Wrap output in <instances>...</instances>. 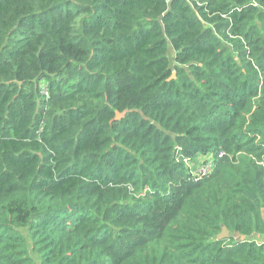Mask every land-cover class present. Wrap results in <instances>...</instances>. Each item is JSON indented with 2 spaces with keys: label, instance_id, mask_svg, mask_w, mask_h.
<instances>
[{
  "label": "trees",
  "instance_id": "obj_1",
  "mask_svg": "<svg viewBox=\"0 0 264 264\" xmlns=\"http://www.w3.org/2000/svg\"><path fill=\"white\" fill-rule=\"evenodd\" d=\"M201 1L0 0V264H264V0Z\"/></svg>",
  "mask_w": 264,
  "mask_h": 264
},
{
  "label": "built area",
  "instance_id": "obj_2",
  "mask_svg": "<svg viewBox=\"0 0 264 264\" xmlns=\"http://www.w3.org/2000/svg\"><path fill=\"white\" fill-rule=\"evenodd\" d=\"M196 2L198 5L202 4L199 3V0H191ZM224 157L223 152H219L217 156H205L200 161H198L196 164H194V168L190 171L191 175L194 177L195 180H199L201 178H204L205 176L209 175L213 168L216 160H219L220 158Z\"/></svg>",
  "mask_w": 264,
  "mask_h": 264
},
{
  "label": "water",
  "instance_id": "obj_3",
  "mask_svg": "<svg viewBox=\"0 0 264 264\" xmlns=\"http://www.w3.org/2000/svg\"><path fill=\"white\" fill-rule=\"evenodd\" d=\"M173 76H174V75H173ZM116 115H117V118L120 117V114H119V113H116ZM229 236H230V234H229V231L227 230V228H226V227H222L220 233L217 235V240L226 239V238H228ZM233 237H234V238H239L240 241H244V240H245V236H241V235H239L238 233H235V234L233 235Z\"/></svg>",
  "mask_w": 264,
  "mask_h": 264
},
{
  "label": "rangeland",
  "instance_id": "obj_4",
  "mask_svg": "<svg viewBox=\"0 0 264 264\" xmlns=\"http://www.w3.org/2000/svg\"><path fill=\"white\" fill-rule=\"evenodd\" d=\"M201 2H202V1L199 0V3H201ZM202 156H203V155H197V156H195L194 159L189 160V161L186 162V165H187L189 171H191V170L194 168V166H195L194 164H191V161L198 162V161L201 160Z\"/></svg>",
  "mask_w": 264,
  "mask_h": 264
},
{
  "label": "clouds",
  "instance_id": "obj_5",
  "mask_svg": "<svg viewBox=\"0 0 264 264\" xmlns=\"http://www.w3.org/2000/svg\"><path fill=\"white\" fill-rule=\"evenodd\" d=\"M210 155H211V154H209V155H206V154H205V155L202 156V158L205 157V156H210ZM211 156H212V155H211ZM213 156H214V155H213ZM202 158H201V159H202ZM189 174L191 175V172H190V171H189ZM191 177L193 178V180H195L194 177H193L192 175H191ZM195 181H196V180H195Z\"/></svg>",
  "mask_w": 264,
  "mask_h": 264
}]
</instances>
